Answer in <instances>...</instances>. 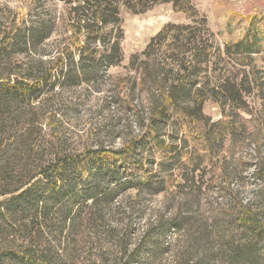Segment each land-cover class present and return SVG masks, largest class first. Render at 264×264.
<instances>
[{
	"label": "trees",
	"instance_id": "obj_1",
	"mask_svg": "<svg viewBox=\"0 0 264 264\" xmlns=\"http://www.w3.org/2000/svg\"><path fill=\"white\" fill-rule=\"evenodd\" d=\"M32 2L0 5V264H264V158L236 157L254 166L246 200L223 155L253 138L245 115L251 81L264 86L253 57L264 52V15L227 24L239 34L219 46L191 0ZM158 3L188 22L164 25L125 74L108 75L123 60L120 8ZM106 80L139 130L119 147L79 145L64 94ZM209 99L216 122L202 110ZM214 181L227 202L211 199Z\"/></svg>",
	"mask_w": 264,
	"mask_h": 264
},
{
	"label": "rangeland",
	"instance_id": "obj_2",
	"mask_svg": "<svg viewBox=\"0 0 264 264\" xmlns=\"http://www.w3.org/2000/svg\"><path fill=\"white\" fill-rule=\"evenodd\" d=\"M191 2L199 15L206 18L207 26L213 34V42L219 46H222L226 39L231 40L239 34L237 29L228 34L225 29L227 24L236 25L238 21L244 23L247 18L264 15V0H191ZM31 3H33L32 0H0L1 7L6 4L12 10L22 7L25 11ZM52 10L57 18L63 17L65 9L62 3L54 2ZM120 19L119 28L123 33L121 40L123 60L119 66L109 69L108 75L112 77L125 74L130 57L143 51L150 39L164 25L188 22L186 16L183 13L175 12L170 3H158L142 14H133L121 7ZM253 57L256 66L255 74L257 73L256 76L262 80L264 77V52L254 54ZM230 65L228 64V66ZM235 69H237L239 78L244 74L246 81L253 79V74L249 72L248 67L236 65ZM107 83H109L108 80L103 82L100 89L99 85H83L66 91L63 98L64 102L66 101L65 104L60 102L66 111V132L74 137L79 145L104 143L112 147H119L125 138L136 134L139 130L138 115H132L126 106L110 98V86ZM251 83L255 86L247 101L248 109L253 114L245 115L247 119H250V123L245 126L253 138L251 141H244L241 144L235 142L239 145L238 149L233 144L227 146L224 150L225 153L223 152L224 157H227L225 160L228 164L227 167L234 172L231 188L234 190L242 183L244 186L243 197L246 200L251 198L253 190L257 187L251 177L254 166L249 165L242 168L241 162L236 161V157L244 156L252 159L255 156L259 157L260 154V157L264 158V86L255 84L254 79ZM202 110L212 122L221 119V108L211 99L204 103ZM232 151H235L236 155L233 159H228ZM254 161L256 160L252 162ZM213 173L214 170H211L206 179ZM215 183L217 182L214 181L212 186L210 185V189L213 190L210 192L211 199L213 202H227L232 194L230 192L227 194L222 190L218 193L219 187ZM159 199L161 200V198ZM200 208L204 212L206 211L205 215L207 216L209 209L207 204L202 202Z\"/></svg>",
	"mask_w": 264,
	"mask_h": 264
}]
</instances>
